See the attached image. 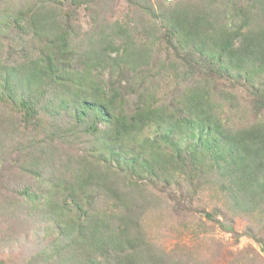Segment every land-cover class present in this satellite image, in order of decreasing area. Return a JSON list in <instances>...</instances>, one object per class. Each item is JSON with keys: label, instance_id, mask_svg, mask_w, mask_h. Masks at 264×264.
Returning a JSON list of instances; mask_svg holds the SVG:
<instances>
[{"label": "trees", "instance_id": "1", "mask_svg": "<svg viewBox=\"0 0 264 264\" xmlns=\"http://www.w3.org/2000/svg\"><path fill=\"white\" fill-rule=\"evenodd\" d=\"M63 1L97 4L43 0L0 13V161L8 140L18 139L21 151L0 177H12L14 168L27 176L11 187L16 198L0 205L11 214L16 206L26 209L52 235L29 263L190 264L179 248L157 242L147 218L191 204L206 182L217 184L235 210L259 213L264 224V118L227 126L219 101L236 94L218 89L210 76L166 100L156 89L160 80L177 76L190 59L153 53L164 34L175 48L211 60L219 73L244 77L262 106L264 0L173 6L162 0L157 7L129 0L157 23L141 41L138 29L98 20L96 12L92 30L79 38L72 16L59 10ZM3 25L18 39L4 41ZM56 139L75 150L57 154ZM179 193L182 200L174 201Z\"/></svg>", "mask_w": 264, "mask_h": 264}, {"label": "rangeland", "instance_id": "2", "mask_svg": "<svg viewBox=\"0 0 264 264\" xmlns=\"http://www.w3.org/2000/svg\"><path fill=\"white\" fill-rule=\"evenodd\" d=\"M42 1L0 0V13H16L19 9L36 6ZM164 1L167 6H173L179 0ZM102 2L105 4L104 7ZM102 2L97 0V4L87 9L84 5L74 6L63 1L59 10L72 16L70 22L76 28V35H79V38H84L86 31L92 30V14L95 12L99 14L98 20L103 21L104 17L110 22L129 24L131 31L138 29L135 35L140 41L145 37L147 28H153L150 23H156L149 13L140 7L139 2L129 0ZM160 2L162 0H150L154 7ZM1 28L4 41L14 42V38L18 39L13 27L3 25ZM153 53L155 59L175 58L177 53L187 55L190 59L188 64L181 65V70L175 71L177 76L171 72L165 80H160L161 87L156 89L166 100L174 98L179 89L197 78L210 76L211 79L214 78L218 89L236 94L234 100L219 101L217 97L223 105L219 113L227 126H243L264 118V105L259 106L256 101L259 97L255 94L256 88L244 77L237 81L219 73L211 60L191 48L185 50L175 48L164 34H161L160 42ZM260 88L264 92L263 84H260ZM135 102L136 97L130 105ZM19 138L23 141L26 139L24 136ZM17 142L18 139L6 142L4 153L6 160L0 161V170L9 168L17 162L21 152L20 147L17 148ZM52 147L56 148L57 154L75 150L59 139L52 143ZM62 161L65 162L66 158ZM21 178L27 176L18 168H14L12 177H0V204L3 198L13 200L16 198L11 187ZM180 193L174 201L182 200ZM185 197L187 200L190 198L187 195ZM178 207L167 209L168 211L149 212V219L147 218L149 232L163 247L170 250L179 248L180 257L190 264H264V224L260 222L259 213L249 214L235 210L217 190V184L206 182L198 195L191 198V204L182 201ZM14 212L7 213L6 208L0 205V264H30L29 260L39 250V242L45 244L52 235L48 223L45 221L37 223L26 209L16 206Z\"/></svg>", "mask_w": 264, "mask_h": 264}]
</instances>
